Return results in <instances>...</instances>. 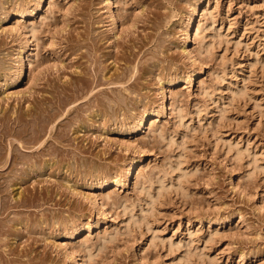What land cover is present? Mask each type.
Returning <instances> with one entry per match:
<instances>
[{
  "label": "rangeland",
  "instance_id": "obj_1",
  "mask_svg": "<svg viewBox=\"0 0 264 264\" xmlns=\"http://www.w3.org/2000/svg\"><path fill=\"white\" fill-rule=\"evenodd\" d=\"M60 96L0 264H264V0H0V123Z\"/></svg>",
  "mask_w": 264,
  "mask_h": 264
},
{
  "label": "bare ground",
  "instance_id": "obj_2",
  "mask_svg": "<svg viewBox=\"0 0 264 264\" xmlns=\"http://www.w3.org/2000/svg\"><path fill=\"white\" fill-rule=\"evenodd\" d=\"M24 14H22L21 16H20V20H23V18H24ZM19 22V21H18ZM22 22V21H21ZM30 33H31V36L32 37H34V29L32 28V30L30 31ZM29 42V41H28ZM27 42V43H28ZM23 51V50H22ZM90 53V52H89ZM117 56V55H116ZM101 72V71H100ZM132 72V71H131ZM96 73V72H95ZM99 73V72H98ZM102 74V73H101ZM131 74V73H130ZM122 75V74H121ZM125 75V74H124ZM22 76H23V71H22V69H20L19 71H18V73H17V76H16V82H20L21 80H22ZM97 76H98V74H97ZM96 76V77H97ZM101 76V75H100ZM120 78V77H119ZM127 78V77H126ZM128 78H130V76L128 77ZM127 78V79H128ZM103 79V78H102ZM100 80V77H99V79H98V81ZM104 80V79H103ZM109 80V79H108ZM113 80V79H112ZM117 80H118V78H117ZM94 81V80H93ZM121 81H123V80H121ZM86 82V81H85ZM89 83H90V81H88ZM92 82V81H91ZM100 82V81H99ZM102 82V81H101ZM106 82V81H105ZM109 82V81H108ZM113 82V81H112ZM111 81L109 82V83H111V84H113V83H115V84H117L118 85V83H122V82H119V80H118V82L116 81V82H113L112 83ZM124 82V81H123ZM126 82V81H125ZM94 83V82H93ZM98 83V82H97ZM96 83V84H97ZM109 83H108V85H109ZM86 84V83H85ZM104 83H102V85H103ZM106 84V83H105ZM119 84V85H120ZM123 84V83H122ZM126 84V83H125ZM88 84H86V86H87ZM90 85H92V84H90ZM89 85V86H90ZM114 85V84H113ZM124 85V84H123ZM78 86V85H77ZM80 86V85H79ZM81 86H84V85H82L81 84ZM71 87V86H70ZM85 87V86H84ZM92 87V86H91ZM96 87V86H95ZM76 88V87H75ZM87 88V87H86ZM86 88H83V87H81V90L84 92L85 90H86ZM79 89V88H78ZM89 89L87 88V93L89 92L90 94H92V92L94 91V90H89ZM128 90V89H127ZM77 91H79V93H80V90H77ZM81 91V95H83V92ZM86 92V91H85ZM127 92H129V90L127 91ZM78 92H76V94H77ZM81 95H79V96H81ZM84 96V95H83ZM82 96V97H83ZM86 96H89V95H87L86 94ZM61 97V96H60ZM85 99V98H84ZM88 99V98H87ZM107 99H109V98H107ZM43 101V100H42ZM56 101V100H55ZM108 102L109 103H111V104H114V100H111L110 99V101L108 100ZM87 104V103H86ZM85 104V105H86ZM90 104V103H89ZM70 105V100H69V98L67 97V96H64V97H61L60 99H59V101H58V105L56 106L57 108H58V110L57 111H60L59 113H55L54 111V113H50V111L51 110H53V109H51V108H46V109H41V112H42V115H39V114H41V112L39 113V114H37L36 113V110L35 111H28L26 114H24L23 116L25 117H31V119L30 120H27V119H25L23 116L22 117H19V118H16L15 119V121H13L12 122V118L9 116V117H6V118H3L2 120H1V123H0V145H1V149L3 150V149H6L7 151H8V156L5 158V160H3V161H0V173H4V172H6V171H10L9 173H11L12 171H14V169H16L15 168V166L18 164V160H20V159H18L17 158V153L18 154H20L19 152L21 151L20 150V148L22 149V147L23 148H25L26 150H29V151H31V152H28V155H30L29 153H31V155H33L34 156V160L32 161V162H30V163H28L27 164V169H26V172L24 173V175H26V177H27V175H29V173L30 172H32V173H35V172H37L38 173V170L40 169V170H42V168L41 167H39V163H40V161L35 157V155H38V157L39 158H41V157H44L45 156V153L48 151V150H46V147H47V144H46V139H44V135H42V133H43V131L48 127V125L47 124H49L50 126H51V122L55 119V118H57L59 115H63L64 114V112H67L66 110H67V107ZM79 106H80V104H79ZM40 107H42V105L40 106ZM39 107V108H40ZM50 107V106H49ZM52 107V106H51ZM70 107V106H69ZM43 108V107H42ZM69 111V110H68ZM45 112H47L49 115H47V116H44V117H42L44 114L43 113H45ZM63 112V113H62ZM77 112V111H76ZM178 113V116H180V112H177ZM14 115V114H13ZM62 118V117H61ZM60 118V119H61ZM69 118V117H68ZM69 122V121H68ZM64 123V122H63ZM66 123V122H65ZM147 124H148V115H146L145 117H143V119H141V121L139 122V126L134 130L136 133L137 132H144V130L147 128ZM61 125V124H60ZM63 126H64V124H62ZM69 125V124H68ZM47 126V127H46ZM53 127H54V124L52 125ZM62 127V126H61ZM44 129V130H43ZM49 129V128H48ZM59 129H60V127H59ZM64 129V128H63ZM47 130V129H46ZM50 130H52V129H50ZM49 130V131H50ZM55 130V129H54ZM61 130V129H60ZM59 130V131H60ZM57 131H58V129H57ZM64 130H62V132H63ZM66 131V130H65ZM45 132V131H44ZM46 133V132H45ZM51 133H53L52 131H51ZM48 134V133H47ZM59 134V136H60V133H58ZM62 134H64V132L62 133ZM62 134H61V136H62ZM52 134H50V136H51ZM56 138H59V137H57L56 136ZM60 139H61V137H60ZM62 139H65L64 137L62 138ZM62 139H61V141H62ZM4 141H7V145H6V147L3 145V142ZM48 141V140H47ZM59 141V143H61L60 142V140H58ZM5 143V142H4ZM16 143V144H15ZM52 143V142H51ZM50 143V144H51ZM46 144V145H45ZM49 144V143H48ZM48 146H50V145H48ZM52 146H54V145H51V147ZM57 145H55V147H56ZM4 147V148H3ZM20 147V148H19ZM48 148V147H47ZM50 148V147H49ZM34 150H35V155L33 154L34 153ZM50 150H51V148H50ZM56 150H57V148H56ZM53 151V150H52ZM0 152H1V150H0ZM54 152V151H53ZM51 153V152H50ZM57 153V152H56ZM1 154H4L3 153V151H2V153ZM6 154V153H5ZM23 154H25V153H23ZM27 154V153H26ZM21 155V154H20ZM19 155V156H20ZM6 156V155H5ZM21 157V156H20ZM27 157V155L26 156H24V159ZM49 157H51V156H49ZM4 158V157H3ZM22 158V157H21ZM0 160H1V155H0ZM47 160V159H46ZM21 161V160H20ZM46 162H48V161H46ZM45 162V163H46ZM51 161H49V163H50ZM132 164H131V166H130V168H129V170L127 171V176H125L126 177V181H125V183H129L130 182V180H131V178L133 177V175H134V173H135V168H136V166H138V164H139V161H133V162H131ZM141 163V162H140ZM45 166H47L46 164H45ZM17 167V166H16ZM9 169V170H8ZM28 171V172H27ZM14 173V172H13ZM2 176H4V175H2ZM11 176H12V174H11ZM18 176V175H17ZM1 177V176H0ZM26 177H25V179H26ZM21 178V177H20ZM21 179H23V178H21ZM19 180V179H18ZM4 181V180H3ZM6 181H8L7 179L5 180V183H6ZM20 181V180H19ZM24 181V180H23ZM3 183V182H2ZM2 183L0 182V214H3V213H5L7 210H9V209H12V207H17V206H23L24 204H25V201H22V205H21V202H19L17 199L18 198H15L16 196H18V195H16V194H14V195H16L15 197H14V199L13 200H15L16 202H15V204L13 205L12 204V202L11 203H9V201L5 198V196L4 195H2V188L1 187H3V185H2ZM17 183V182H16ZM20 183V182H19ZM25 183V182H24ZM15 184V183H14ZM22 184H23V182H22ZM17 185V184H16ZM114 185H116V186H120L121 184L118 182V181H114ZM5 186V185H4ZM22 186V185H21ZM109 186V183H107V181L106 182H104V183H102V185H100V187H99V189H100V192H102V190H104L105 188H107ZM126 186V185H125ZM6 187V186H5ZM15 188V187H14ZM21 188V187H20ZM22 188H23V186H22ZM21 188V189H22ZM4 189V188H3ZM23 190V189H22ZM26 190V189H25ZM19 191V190H18ZM24 191V190H23ZM27 191V190H26ZM29 191V190H28ZM20 192H22V191H20ZM22 194H23V192H22ZM20 195H21V193H20ZM33 197V196H32ZM19 198H20V196H19ZM89 198V197H88ZM90 198H91V196H90ZM89 198V199H90ZM29 199V198H28ZM91 199H93V203L95 202H97L98 201V196H93ZM28 201V200H27ZM36 202V201H35ZM31 205H33L34 204V202H33V200H32V202L30 203ZM27 205V204H26ZM31 205L29 206V207H31ZM35 205V204H34ZM26 207V206H25ZM33 207V206H32ZM103 207L105 208L106 206H105V204L103 203ZM18 209V208H17ZM24 221V220H23ZM22 220L20 221V223L21 224H23V223H26L25 221L23 222ZM3 223V222H2ZM4 224V223H3ZM27 224V223H26ZM35 224V223H34ZM1 225V224H0ZM16 225V224H15ZM15 225H14V227H15ZM28 225V224H27ZM33 225V224H32ZM24 226V225H23ZM7 227V226H6ZM0 233H1V231H0ZM1 234H4V232L3 233H1Z\"/></svg>",
  "mask_w": 264,
  "mask_h": 264
}]
</instances>
